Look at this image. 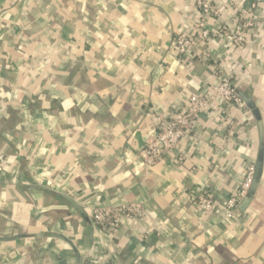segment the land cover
<instances>
[{"label": "crops", "instance_id": "crops-1", "mask_svg": "<svg viewBox=\"0 0 264 264\" xmlns=\"http://www.w3.org/2000/svg\"><path fill=\"white\" fill-rule=\"evenodd\" d=\"M212 4L230 24L252 22L249 52L212 35L210 64L197 37L180 58L173 43L193 35L192 0H0V264H77L61 237L84 264H264V165L247 209L224 219L258 153L246 108L212 106L175 153L151 167L141 155L158 115L219 81L210 65L235 69L264 134V0ZM43 189L88 216L133 203L145 216L124 221L112 240ZM200 194L213 212L193 205Z\"/></svg>", "mask_w": 264, "mask_h": 264}, {"label": "built area", "instance_id": "built-area-1", "mask_svg": "<svg viewBox=\"0 0 264 264\" xmlns=\"http://www.w3.org/2000/svg\"><path fill=\"white\" fill-rule=\"evenodd\" d=\"M196 13V24L193 35H178L174 39V48L180 58L186 59L190 56L194 38L199 39L197 48L199 60L204 64H210V54L207 50V40L214 35L228 41L233 49H243L249 52L247 38L252 29V22L246 18L240 22L230 24L226 19H222L219 11L212 4V0H192ZM254 5H252V8ZM209 17L218 20L219 25L215 31L208 28L207 19ZM195 35V36H194ZM208 66V65H207ZM210 76L219 79L211 85L210 91L193 92L187 98V103L183 109L170 117L157 116V129L153 139L142 149L141 155L147 167L155 165L162 157L175 153L181 141L190 135L196 123L204 116L212 106L228 110L241 111L245 109L242 101L235 94L236 85L234 84L235 69L229 67L227 70H220L215 65L208 66ZM3 155L0 154V161ZM254 173V163L246 168V174L242 184L227 199L224 206V219L236 221L239 216L235 214L239 203L242 201L250 186ZM193 205L201 212L210 213L215 209L214 201L203 194L198 195L193 200ZM145 216L144 210L138 203L121 205L119 207H102L89 211V218L93 226L109 239H116V234L120 230L124 221L141 220ZM84 264V263H83ZM85 264H93L87 259Z\"/></svg>", "mask_w": 264, "mask_h": 264}, {"label": "water", "instance_id": "water-1", "mask_svg": "<svg viewBox=\"0 0 264 264\" xmlns=\"http://www.w3.org/2000/svg\"><path fill=\"white\" fill-rule=\"evenodd\" d=\"M235 94L242 101L244 107L249 111L251 117L256 121V124H257L256 126H257V131H258V153H257L256 160L254 162L253 177H252L250 186L246 192V195L244 196L242 201L239 203L238 208L235 211V214L237 216H240V214L243 213L247 209L251 199L253 198L255 194L258 183L262 177L263 165H264V134H263V123L260 117L259 110L256 107L253 100L251 99V97L246 95L237 86L235 88ZM43 190H45L48 194L53 196L55 199L63 201L64 203L69 205L87 225L91 226V220L89 216L87 215L84 208L75 199L71 198L68 195L57 193V192H54L48 189H43ZM61 239L64 240L70 246L72 251L75 253L77 257V264H83V259L81 258L79 251L74 246L72 241L66 239L65 237H61Z\"/></svg>", "mask_w": 264, "mask_h": 264}]
</instances>
